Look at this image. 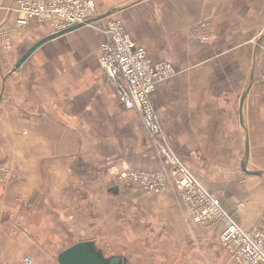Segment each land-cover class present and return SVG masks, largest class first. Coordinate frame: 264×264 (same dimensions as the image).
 <instances>
[{
  "label": "crops",
  "instance_id": "obj_1",
  "mask_svg": "<svg viewBox=\"0 0 264 264\" xmlns=\"http://www.w3.org/2000/svg\"><path fill=\"white\" fill-rule=\"evenodd\" d=\"M140 1L125 8L113 6V12ZM3 2L11 4L12 0ZM194 5L199 15L207 11L222 41L252 51V75L264 67V0H194ZM5 12L0 10V23L13 26L14 18H5ZM38 24L47 25L31 20L15 27L11 49L0 45V158L5 159L0 161V170H10L0 195V264H24V257L37 264V249L46 256L54 244L89 231L86 228L96 229L97 213L118 199L107 190L111 165L144 168L159 164L155 143L139 113L124 105L99 63L104 38L100 31L95 33L85 25L50 39L14 68L22 52L47 32ZM186 79V74L174 76L159 83L151 94L168 142L205 185L218 189L232 203H246L247 188L221 166L222 157L216 162L203 141H194L199 135L206 137L204 130L196 132L194 123L203 116V121H212L213 116H205V100L192 93L191 85H196ZM250 98L258 101L252 119L245 115V101ZM220 99L229 102L225 94ZM243 115L254 158L264 154L258 150L264 149V84L251 85ZM259 168L263 171L264 165ZM247 175L261 178L264 172ZM133 195L132 201L138 197Z\"/></svg>",
  "mask_w": 264,
  "mask_h": 264
},
{
  "label": "rangeland",
  "instance_id": "obj_2",
  "mask_svg": "<svg viewBox=\"0 0 264 264\" xmlns=\"http://www.w3.org/2000/svg\"><path fill=\"white\" fill-rule=\"evenodd\" d=\"M135 1L137 0H95L98 18H95L89 29L98 33V23L101 25L108 17H117L126 23L133 37L146 47L149 55L155 59L170 61L175 67L181 66L179 70L176 68L177 73L174 76H188L186 81L196 85H191L192 93L206 102L202 106L206 109L205 116L208 118L207 113L213 116L212 121H203V116L194 123L197 133L201 134L204 130L206 134L205 138H198L199 135L194 141H203L202 145L213 152L216 162L222 157L221 166L227 167L230 175L242 182V188H247L246 194L249 193V197L246 203L241 200L232 203L222 197L218 189L206 186L219 197L223 206L243 227H257L264 231V176L258 178L247 175L240 166L244 155L245 133H249V127L247 124L246 128L245 125L242 126L239 120L241 95L251 82L264 84V67L252 75V51H245L236 44L222 41L213 30V20L206 14L207 11L200 15L195 12L197 8L194 7V0H142L122 12L112 11L104 15L113 6H125ZM101 15H104L103 18ZM206 22H209L213 36L203 40L195 34L194 28ZM45 25L38 24L44 32L47 30L44 35L53 29L49 23ZM261 54L264 55L263 49ZM224 94L229 100L228 104L220 99ZM257 102L251 98L245 101V115L251 117L256 112ZM158 117L160 119L159 114ZM254 122L252 120L250 124ZM149 139L153 142L150 135ZM169 144L177 153L174 145ZM154 147L155 157L159 162L157 167L137 168L121 163L116 165L136 169L161 168L163 162L155 144ZM258 150L260 153L264 149ZM260 154L262 155H255L253 158L250 153V169H260L259 166L264 165V154ZM4 160L0 158V161ZM9 171L5 167L0 170L3 189ZM112 185H118L113 176L107 190L109 195L115 194L118 199L106 204L107 208H101L102 211L97 213V228H86L89 231L71 235L66 242L54 244L52 253L47 252L46 256L45 252L41 253L37 249L36 252L40 255L37 264H59L57 253L85 237L95 239L98 248L106 255H123L126 264H239L222 244L220 227L194 222L182 201L179 189L173 183L170 182L160 192H146L137 186L118 185V193H115L111 189ZM132 194L138 195L133 201ZM33 262L27 263L23 259L24 264H34Z\"/></svg>",
  "mask_w": 264,
  "mask_h": 264
},
{
  "label": "built area",
  "instance_id": "obj_3",
  "mask_svg": "<svg viewBox=\"0 0 264 264\" xmlns=\"http://www.w3.org/2000/svg\"><path fill=\"white\" fill-rule=\"evenodd\" d=\"M1 9L6 11L5 18L13 17L15 21L13 26L0 23V45L5 49H11L15 27L26 26L31 20L49 23L54 30H59L77 23L90 26L98 18L95 0H12L11 4L0 0ZM208 23H200L194 28L195 34L203 40L213 36ZM97 28L104 36L99 63L120 100L139 113L163 162L158 169L125 168L113 164L110 172L115 183L120 187L137 186L146 192H160L173 183L194 222L220 227L222 244L239 264H264V231L257 227L245 228L238 223L167 140L151 94L159 83L177 73L176 67L167 60H154L120 19L107 18L101 25L98 23ZM3 190V180H0V195ZM24 260L32 261L31 257Z\"/></svg>",
  "mask_w": 264,
  "mask_h": 264
},
{
  "label": "water",
  "instance_id": "obj_4",
  "mask_svg": "<svg viewBox=\"0 0 264 264\" xmlns=\"http://www.w3.org/2000/svg\"><path fill=\"white\" fill-rule=\"evenodd\" d=\"M127 6L128 5H125L122 8H125ZM115 10L116 9L112 8L104 13V15L109 14L110 12ZM82 26H85V23L73 24L63 29L52 30L43 35L22 52L20 57L17 59L14 68H19L26 61V59L44 42L61 36L67 32L74 31L78 28H81ZM251 85L252 82L248 85L247 89L243 92L240 98L239 112L240 121L243 125H245L243 115L244 100ZM249 156L250 139L249 133L248 131H246L244 155L241 159L240 166L246 174L261 175L263 173L261 169H250L248 167ZM111 189L113 192L118 193L119 187L118 185H112ZM57 261L59 264H126V258L123 255H106L102 249L98 248L95 240L93 239H79L69 244L57 253Z\"/></svg>",
  "mask_w": 264,
  "mask_h": 264
}]
</instances>
